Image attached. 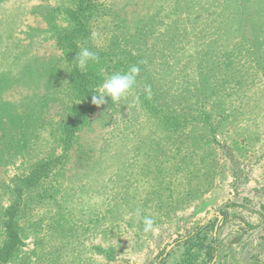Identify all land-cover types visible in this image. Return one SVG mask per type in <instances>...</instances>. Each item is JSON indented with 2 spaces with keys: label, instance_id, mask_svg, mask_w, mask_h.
I'll use <instances>...</instances> for the list:
<instances>
[{
  "label": "rangeland",
  "instance_id": "obj_1",
  "mask_svg": "<svg viewBox=\"0 0 264 264\" xmlns=\"http://www.w3.org/2000/svg\"><path fill=\"white\" fill-rule=\"evenodd\" d=\"M68 1L0 0V185L61 151ZM108 2L89 69L100 85L137 65V83L95 107L8 264H178L207 222L217 256L197 264H264V0Z\"/></svg>",
  "mask_w": 264,
  "mask_h": 264
},
{
  "label": "trees",
  "instance_id": "obj_2",
  "mask_svg": "<svg viewBox=\"0 0 264 264\" xmlns=\"http://www.w3.org/2000/svg\"><path fill=\"white\" fill-rule=\"evenodd\" d=\"M54 11L65 21V25H59L54 29V38L57 47L67 56L69 86L73 100L67 119L57 132L59 140L62 141L60 153L42 156L27 170L14 175L0 185V264L11 262L23 245L19 217L29 213L45 198L41 191L65 163L66 153L71 150L96 107L91 102V96L96 94L98 79L89 66L84 69L79 68L75 56L83 48L90 51L95 48L90 44L92 42L90 39L93 25L103 23L98 17L117 14L113 7L109 6L108 0L60 2L55 6ZM103 27L108 26L103 25ZM112 43L119 45L118 40H113ZM212 228L213 230L215 228L212 222L199 224L194 233L181 238L179 244L183 247V259L178 264H194L202 255L203 248H206L207 260H213L217 256L218 237L214 232L209 235Z\"/></svg>",
  "mask_w": 264,
  "mask_h": 264
},
{
  "label": "clouds",
  "instance_id": "obj_3",
  "mask_svg": "<svg viewBox=\"0 0 264 264\" xmlns=\"http://www.w3.org/2000/svg\"><path fill=\"white\" fill-rule=\"evenodd\" d=\"M75 59L77 66L84 69L87 68L90 62L98 61V56L89 49L83 48L76 54ZM139 73L140 68L137 65H132L124 72H116L107 76L98 86L96 94L91 96L92 104L99 107L107 104L109 99L113 104L118 103L133 90ZM137 215H139V210H137ZM143 225L144 233L154 230V220L151 217L145 216Z\"/></svg>",
  "mask_w": 264,
  "mask_h": 264
},
{
  "label": "flooded vegetation",
  "instance_id": "obj_4",
  "mask_svg": "<svg viewBox=\"0 0 264 264\" xmlns=\"http://www.w3.org/2000/svg\"><path fill=\"white\" fill-rule=\"evenodd\" d=\"M181 240H182V239H179V240L177 241V244L175 243L174 247H175L176 245H177V246H180L179 242H181ZM194 264H197V262H195Z\"/></svg>",
  "mask_w": 264,
  "mask_h": 264
}]
</instances>
